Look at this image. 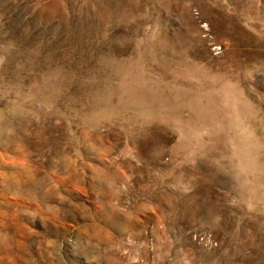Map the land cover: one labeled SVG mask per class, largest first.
Segmentation results:
<instances>
[{
  "label": "rangeland",
  "instance_id": "rangeland-1",
  "mask_svg": "<svg viewBox=\"0 0 264 264\" xmlns=\"http://www.w3.org/2000/svg\"><path fill=\"white\" fill-rule=\"evenodd\" d=\"M0 264H264V0H0Z\"/></svg>",
  "mask_w": 264,
  "mask_h": 264
}]
</instances>
